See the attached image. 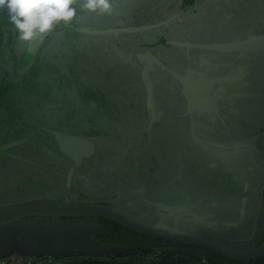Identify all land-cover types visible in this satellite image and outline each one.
Here are the masks:
<instances>
[{
	"label": "rangeland",
	"instance_id": "rangeland-1",
	"mask_svg": "<svg viewBox=\"0 0 264 264\" xmlns=\"http://www.w3.org/2000/svg\"><path fill=\"white\" fill-rule=\"evenodd\" d=\"M182 1L113 0L112 14L103 15L98 20L101 26H107L108 29L95 32L94 35L107 31H115L116 33L112 34L120 35L154 28L165 30V34H150L135 39L126 36L120 42L124 46L133 44L136 47L141 42L145 43L143 48L134 49L138 56L132 51L131 62L136 56L143 65L144 82L151 96L155 93L154 85L151 84V74L158 70V66H162L166 71H173V65L176 63L173 61L176 56L171 51L166 56L162 55L164 57L162 61L159 53L162 51L157 47L154 50L151 43L159 39L158 44L175 46L177 51L182 50L186 55L190 54L188 58L193 65L191 64V67L186 65L185 71L182 62L177 72L179 73L177 79L182 83L184 100L188 105L186 114L194 116L191 118L193 122L191 131L201 149H198L196 155L190 153L184 161L194 164V168L199 167V173H202V178H206L209 189L207 191L204 188L203 196L200 195L195 204L191 203L196 209L195 212L188 210L186 206L178 208L177 205H164L147 200L149 195H145L146 191L154 195L156 193L154 189H158L156 180L151 176L150 171H154L151 163L148 162V167L143 169L145 174L139 167H135L139 171L134 170L136 172L134 175L133 172H127L122 168L124 164L127 166L128 161L135 166L141 164L138 159L139 153H136V158L131 156V160L123 156H128L131 150L127 141L130 135L122 133L114 143L103 141L101 134L107 135V133L102 131L99 133L100 137L81 136L78 132L85 127L81 126V118L77 112L75 115L60 116L63 106L60 101H55L60 95L55 88H52L51 92L54 101L42 98L43 100L38 103L33 96L32 105L28 98H25L21 104L20 102L14 104L15 101L12 99L0 102V208L113 206L139 214L151 225L179 234L213 240L234 254H245L242 260H249L247 255L253 252H250L248 247V238H255L251 233L264 234V150L262 148L264 134L257 139L251 136L241 138L244 134L239 136L238 134L247 132L249 126L259 127L264 132V71L258 60V56L264 53L256 54V57L231 55L225 58V56L198 53L193 50L196 45L229 43L243 40L257 32L264 33V0H200L194 7L185 11H182ZM132 30L138 31L131 32ZM31 42L20 48L26 53L25 66L31 63L29 56ZM54 49L53 47L52 51ZM6 66L8 76H14V72L8 65ZM231 77L239 79L231 86L221 88L217 87V84L206 87L199 85L204 80ZM254 79L255 81H252ZM11 80L12 78L8 77L7 81ZM252 83L255 84L253 90L256 92V97L251 98L254 99L253 101L248 99L251 97L248 95L252 91ZM242 92L246 94L243 110L238 108L243 99L235 100L239 94H243ZM108 94H112L111 91ZM165 95L159 94V100L163 101ZM126 98L138 99L140 94L137 93L136 96L129 94ZM86 99L91 103L96 102L95 95ZM150 105L153 122L166 120V124L170 127L166 128V131L170 130L173 133L171 127L173 120L168 117V112L171 110L167 112L161 109L156 112L154 105L152 103ZM102 111L105 112L104 116H109L108 111ZM91 112L89 115L92 114ZM196 119L199 120L195 121ZM152 132L156 133L157 143L151 145L149 150L159 161L162 159V152L168 150L165 144L167 141L165 137L161 138L162 129L155 128ZM56 134L89 139L93 146L92 153L87 157L72 158L60 144ZM171 140L175 143L174 135ZM186 140L180 137L183 143ZM206 141L214 145L209 146ZM19 142V145L10 147ZM247 143L249 145H245ZM105 144L107 148L111 144H118L123 148L122 153L113 150V157L120 154L119 163L115 164L109 159L110 153L105 160L99 158L101 161L96 162ZM33 146L39 154L33 153V149L31 151L30 148ZM232 147H234V156L226 157L230 156L227 153ZM251 147L253 149H250ZM208 148L210 151H207ZM176 150L177 147L173 148L172 144L169 154H164L166 165H168L167 161L181 163V158L178 156L180 152ZM71 159L78 163L81 161L80 165L77 167L75 161ZM59 164L61 167L58 166ZM42 165H45L46 169ZM186 169L180 172H175L174 167L169 171L165 169L162 171L164 178H161V181L163 184L165 181H170L171 185L174 179L178 181L184 179L186 182L193 181L196 184L198 177L194 174L188 175L185 173ZM200 182L203 184L202 181ZM207 195H210L209 201L203 204L202 199ZM161 197L159 194L158 197L153 196L151 199L155 201ZM134 198H137V201ZM143 200L147 202L146 205L142 204ZM155 205L164 208L159 209ZM91 225L90 220L33 219L19 223L17 226L27 231L28 236L37 237L48 245L71 242L79 244L90 252L108 250V247L94 241ZM17 239L19 238L13 239L15 244ZM22 251V246L17 245L10 255L17 257L16 259L31 258L38 264H46L45 261L47 264H53L54 255L58 254L33 250L30 255H25L21 254Z\"/></svg>",
	"mask_w": 264,
	"mask_h": 264
},
{
	"label": "trees",
	"instance_id": "trees-1",
	"mask_svg": "<svg viewBox=\"0 0 264 264\" xmlns=\"http://www.w3.org/2000/svg\"><path fill=\"white\" fill-rule=\"evenodd\" d=\"M198 1L200 0H183L182 11L194 7ZM100 17L102 16L81 14L79 19H74L69 25L57 24L51 36L45 40L38 52L31 58L28 56L31 63L29 66H25L26 53L20 48L26 46V43L20 42L17 32L7 19V10L0 9V102L12 99L15 101L14 104L19 102L21 104L25 98H28L30 105H32L31 98L33 96L36 97L35 101L37 100L38 103L44 98L54 101L51 93L52 88L58 89L60 95L55 101L62 103L63 109L60 111V116L75 115L77 112L81 118V126L85 127L78 132L81 136L100 137L99 133L102 131V133L110 135L107 137V135L101 134V139L114 143L118 141V136H121L122 133L130 135L127 141H129L131 150L128 156H123L131 160V156L136 158V153H139L138 159L141 164L135 166L131 161H128L126 162L127 166L124 164L122 168L127 172H133L132 175H134L136 173L134 170L139 167L145 174L143 169L148 167V162L151 163L150 165L154 170L150 171L151 176L156 180L158 189H154L156 191L154 195L146 191L145 195H149L147 200L164 205H177L178 208L186 206L188 210L191 209L194 213L196 209L191 203L195 204L200 195L203 196L204 188L207 191L209 189L206 185V178H202V173H199V167L194 168V164L184 161L190 153L196 155L198 149H201L191 131L193 129L191 118L194 116L186 114L188 105L184 100L182 83L177 79L179 75L177 72H179L182 62L185 71L187 70L186 65L191 67L192 63L188 58L190 54L186 55L182 50L177 51L175 46L158 44L159 39L151 43L154 50L158 48L162 51L159 52L162 61H164L162 55L166 56L170 51L173 52V55L176 56L173 58V61L176 62L173 68L174 70L177 69L176 72L174 70L166 71L156 63L158 70L151 74V84L154 85L155 93L151 96L144 82V67L140 64V60L136 59L138 55L134 51L135 48H143L144 42H141L137 47L133 44L124 46L120 42L126 36L135 39L150 34H165V30L154 28L139 33L94 35L95 32L108 29L107 26L100 25L98 22ZM53 47L55 49L52 51ZM132 51L136 55L133 62H131ZM193 51L225 56V58L231 56L206 50L194 49ZM6 65L14 72V76H8ZM8 77L12 80L7 81ZM231 85L234 83L217 84V87L223 88ZM29 91L30 93H28ZM110 91L112 94H108ZM137 93L140 94L138 99L128 100L126 98L129 94L136 96ZM242 93L235 100L243 99L238 107L243 110V102L246 101L244 95L246 94L245 92ZM159 94H166L163 96V101L159 100ZM254 94L256 95L255 91ZM91 95L96 96V102L91 103L89 99H86ZM248 99L251 100V98ZM151 103L156 112L161 109L167 112L171 110L168 112V117L173 120L171 122L173 133L170 130L166 131V128H170L166 124V120L153 122V117L150 114ZM87 108H89V112L92 110L94 112L89 115ZM102 110L108 111L109 116H104L105 112ZM155 128L162 129L161 138L165 137L164 139L167 141L165 144L168 148L167 151L162 152V159L159 161L157 156L149 150L151 145L157 143L156 133L152 132V129ZM262 134H264L263 129L254 128L252 132L244 133L241 138L251 136L257 139ZM172 135L175 137V143L170 141ZM180 137L187 139L186 142L180 141ZM172 144L173 148L177 147L178 151L176 150V152H180L178 156L181 158V163L167 161L168 165H166L164 154H169L172 150ZM113 150L123 152V148L118 144H111L108 148L105 144L102 146V153L96 162L105 160L110 153L109 159L115 164L119 163L120 154L113 157ZM207 151H210V148ZM157 155L159 156V154ZM99 158L103 159L100 160ZM172 167H174L175 172H180L189 167L185 173L194 174L198 177L196 184L193 181L186 182L184 179L179 181L174 179L171 181V185L170 181H165L163 184L161 178H164V172L162 171L165 169L169 171ZM188 169L190 170L186 172ZM202 171L204 173L203 169ZM157 194H161L162 197L155 201L152 200L153 196L158 197ZM209 197L210 195H207L206 198L202 199L203 204H207ZM145 203L147 202L143 200L142 204ZM207 208L209 209V207ZM138 216L140 215L138 214ZM90 222L94 225L90 226L94 232V241L109 249L91 251L89 254L58 253L54 255L55 263L53 264H264V258L248 261L228 259L215 251L153 240L103 219H92ZM251 236L255 238H248V247L250 252H254L261 248L264 234L263 232L251 233Z\"/></svg>",
	"mask_w": 264,
	"mask_h": 264
},
{
	"label": "water",
	"instance_id": "water-1",
	"mask_svg": "<svg viewBox=\"0 0 264 264\" xmlns=\"http://www.w3.org/2000/svg\"><path fill=\"white\" fill-rule=\"evenodd\" d=\"M57 24L53 26L50 32L40 36L31 43L30 57H33L40 47L43 45L46 39L51 36V33L55 29ZM144 30V29H142ZM138 30H132L136 32ZM115 31H107L99 34H112ZM119 33V32H118ZM194 49L206 50L222 55L231 54H246L250 52H256L264 50V36H250L243 40L233 41L229 43H218L210 45H196ZM238 78H220L209 79L200 82L203 86H213L221 83H231ZM60 144L63 146L66 153L74 159L77 157H87L92 153L93 146L90 144L89 139L81 137H72L63 134H56ZM16 143L10 147L19 145ZM159 209L164 207L161 205H155ZM92 220L103 219L116 224L125 230L133 232L135 234L157 240L165 243H170L185 247H195L198 249H204L208 251H215L228 259L242 260L245 254H234L227 250L221 244L184 234L172 232L158 226L147 223L140 216L116 208L100 205H88V206H12L6 208H0V222L7 221H24V220ZM203 221V219H201ZM94 226V225H91ZM36 242V243H35ZM29 243L37 245L40 248L48 245L46 243H38L35 240H30ZM38 243V244H37ZM49 248H45L48 252L53 253H76V254H89L85 248L76 243L71 242H57L53 245H48ZM262 246L259 250L248 254L250 259L264 258ZM246 256V255H245Z\"/></svg>",
	"mask_w": 264,
	"mask_h": 264
},
{
	"label": "clouds",
	"instance_id": "clouds-1",
	"mask_svg": "<svg viewBox=\"0 0 264 264\" xmlns=\"http://www.w3.org/2000/svg\"><path fill=\"white\" fill-rule=\"evenodd\" d=\"M21 43L51 31L55 24H71L84 15H111L113 0H0Z\"/></svg>",
	"mask_w": 264,
	"mask_h": 264
},
{
	"label": "crops",
	"instance_id": "crops-1",
	"mask_svg": "<svg viewBox=\"0 0 264 264\" xmlns=\"http://www.w3.org/2000/svg\"><path fill=\"white\" fill-rule=\"evenodd\" d=\"M24 221L0 222V261L16 259L17 257L10 255V253L12 249H16L17 245L19 247L22 246L23 251L21 252V254L25 255H30L33 250L38 252H47L45 249H42L37 245L29 243L30 240H34V237L28 236L27 231H24L23 229L17 226L19 223H23ZM7 223H9V225ZM15 238H19L16 240V244L13 240ZM36 254L38 253L36 252Z\"/></svg>",
	"mask_w": 264,
	"mask_h": 264
},
{
	"label": "flooded vegetation",
	"instance_id": "flooded-vegetation-1",
	"mask_svg": "<svg viewBox=\"0 0 264 264\" xmlns=\"http://www.w3.org/2000/svg\"><path fill=\"white\" fill-rule=\"evenodd\" d=\"M252 36H264V33H261V32H257V34H255V35H252ZM250 37V36H249ZM248 38V37H247ZM246 39V38H245ZM32 43V42H31ZM264 53V50H259V51H256V52H250V53H246V54H231V55H234V56H247V55H249V56H254V57H256V54L258 55V54H261V53ZM261 56H263V57H261ZM259 55L258 56V60H259V63L261 64V66H263L262 67V69H263V71H264V55ZM238 80L239 79H237V80H235L234 82H231V83H236V82H238ZM252 81H255V79L254 80H252ZM221 84H225V83H221ZM200 85V84H199ZM237 85V84H236ZM252 85H253V83H252ZM251 85V89H252V93H250L249 92V94H251L250 96L251 97H249V98H252V96H254V97H256V95L254 94V90H253V88L255 87V84L252 86ZM202 87H206V86H203L202 85ZM240 95V94H239ZM239 95L237 96V97H239ZM236 97V98H237ZM216 98V97H215ZM254 128H259V127H251V126H249L248 128H247V132H245V133H249V132H252L253 130H254ZM260 129V128H259ZM240 134H244V133H239L238 134V136L240 135ZM246 137H249V136H246ZM206 143L209 145V146H212V145H214L212 142H207L206 141ZM37 145H43L44 143H41V144H38V143H36ZM245 145H249V143H247V144H245ZM245 145H243V146H245ZM34 146H36L35 144H34ZM34 146L33 147H31L30 149H31V151H32V149H33V153H38L39 154V152L34 148ZM61 146V145H60ZM262 148H263V150H264V143L262 144ZM250 149H253V147H251ZM229 151V153H227V154H229L230 156H226V157H230V158H232L233 156H234V147H232L231 148V150H228ZM34 155V154H33ZM81 159V158H80ZM72 161H75L74 159H71ZM57 161H59L60 162V160H57ZM75 163L77 164V167L80 165V163H81V161L78 163V162H76L75 161ZM43 166V168L44 169H46L45 168V165H42ZM59 167H61V164H59L58 165ZM40 167H41V165H40ZM58 167V168H59ZM59 170V169H58ZM34 237V236H33ZM34 240L35 241H39L38 243L40 244H42V243H45V245H46V242H42V241H40L37 237H34ZM37 243V244H38ZM262 248H264V240L262 241ZM50 246H48V245H46V246H44V248L42 247V249H45V248H49ZM46 250V249H45ZM47 251V250H46ZM263 252H264V249H263Z\"/></svg>",
	"mask_w": 264,
	"mask_h": 264
},
{
	"label": "built area",
	"instance_id": "built-area-1",
	"mask_svg": "<svg viewBox=\"0 0 264 264\" xmlns=\"http://www.w3.org/2000/svg\"><path fill=\"white\" fill-rule=\"evenodd\" d=\"M47 264V261H45ZM0 264H38L34 259L21 257L18 259L13 260H2Z\"/></svg>",
	"mask_w": 264,
	"mask_h": 264
}]
</instances>
